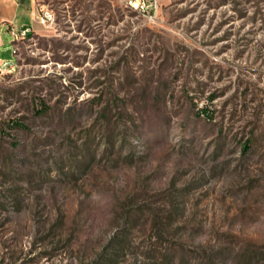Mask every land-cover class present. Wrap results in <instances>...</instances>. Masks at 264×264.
<instances>
[{
  "label": "rangeland",
  "instance_id": "rangeland-1",
  "mask_svg": "<svg viewBox=\"0 0 264 264\" xmlns=\"http://www.w3.org/2000/svg\"><path fill=\"white\" fill-rule=\"evenodd\" d=\"M33 2L0 264H264V0Z\"/></svg>",
  "mask_w": 264,
  "mask_h": 264
},
{
  "label": "crops",
  "instance_id": "crops-1",
  "mask_svg": "<svg viewBox=\"0 0 264 264\" xmlns=\"http://www.w3.org/2000/svg\"><path fill=\"white\" fill-rule=\"evenodd\" d=\"M37 8L33 0H0V58L13 59V40L9 27L34 29Z\"/></svg>",
  "mask_w": 264,
  "mask_h": 264
},
{
  "label": "built area",
  "instance_id": "built-area-1",
  "mask_svg": "<svg viewBox=\"0 0 264 264\" xmlns=\"http://www.w3.org/2000/svg\"><path fill=\"white\" fill-rule=\"evenodd\" d=\"M41 15H40V20L42 22H45V21H49L52 17V13L51 11L47 10V9H41ZM9 32L12 36V40L13 41H16L20 38H23V37H26L30 31H31V28L30 27H25V28H22V29H16L15 27L13 26H10L9 28ZM0 37H1V29H0ZM13 59H4V58H0V69L2 68H12L13 67Z\"/></svg>",
  "mask_w": 264,
  "mask_h": 264
},
{
  "label": "trees",
  "instance_id": "trees-1",
  "mask_svg": "<svg viewBox=\"0 0 264 264\" xmlns=\"http://www.w3.org/2000/svg\"><path fill=\"white\" fill-rule=\"evenodd\" d=\"M29 34H30V33H29ZM29 34H28V35H29ZM45 108H46V107H45V106H43V107H41V108L37 109V112H38V113H42V112H44V111H45ZM246 145H247V144H246ZM247 148H249V147H246V149H247Z\"/></svg>",
  "mask_w": 264,
  "mask_h": 264
}]
</instances>
